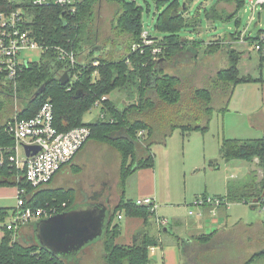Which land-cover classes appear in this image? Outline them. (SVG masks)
<instances>
[{
    "label": "trees",
    "instance_id": "trees-1",
    "mask_svg": "<svg viewBox=\"0 0 264 264\" xmlns=\"http://www.w3.org/2000/svg\"><path fill=\"white\" fill-rule=\"evenodd\" d=\"M108 1L117 5L111 28L112 36L106 41L111 50H105L103 45L97 44L98 28L94 21L101 0H80L74 12L55 5L35 6L24 3L21 6L24 27L31 30L44 50L38 60H32L22 66L14 81L8 80L7 89L2 83L6 78L0 74V145L8 147L14 144L12 136L6 131L9 121L14 117L22 119L34 116L48 100L52 104L54 125L59 131L87 126L90 135L83 145L93 140L107 144L119 153L118 188L122 190L131 173L140 168L153 166L151 145L165 144L167 136L175 129H180L183 133L207 129L213 110L214 91H221L229 100L237 84L258 81L260 78L240 75L238 63L242 55L232 49L228 54V66L219 69L210 77L207 86L194 88L183 94L177 67L183 65L181 58L187 52L194 54L195 50L197 52L198 48L189 44V41L192 44L201 42L181 36L183 30L194 28V23L191 25L185 17V6H181L179 0H155L158 11L155 29L163 36L158 38L147 31L148 37L153 41L152 44L146 45L142 43L141 36L145 30L142 19L143 7L136 0ZM227 1L235 3L232 11L219 10L212 6L205 12L206 19L227 21L235 17L244 0ZM18 6L0 0V13L16 11ZM192 17L196 21V18ZM195 24H198V19ZM263 32L259 30L254 37H250L244 34L241 36V32L236 31L229 36L238 44L241 38L240 43L248 42L252 45L259 40ZM217 42L210 40L207 49L213 51L220 47ZM134 44L141 45L133 49ZM57 45L73 52L76 60L74 64L69 62L67 64L57 58L55 51ZM155 49L159 51L155 52ZM95 50L97 52H94ZM259 55L261 67L264 63V54L259 52ZM65 72L69 79L62 84L60 77ZM114 90H124L130 102L118 107L109 98ZM37 92L40 93L36 94ZM9 96L18 98L21 104V108L13 115H7L5 112ZM93 106H100L99 118L84 122V114ZM144 131L146 137L143 139L138 134ZM219 154L225 161L242 159L253 162L257 159L256 164L261 168L262 176L259 180L253 176L250 181L252 186H233L229 183L225 195L209 196L225 199L228 203L243 202L252 206L259 204L263 210L264 230V137L252 139L223 137ZM8 155L6 154L3 164H0V185L12 184L24 188L27 194L25 208L55 207L58 213L76 203L73 197L74 188L50 186L54 175L64 165L47 184L32 187L26 182L24 172L11 165ZM248 187H255L253 191L258 195L248 192L251 190ZM101 201H104V198ZM110 211L107 230L100 239L103 245V264H151L150 247L164 241L161 243L158 235L147 229L134 234L130 244L117 243L116 238L121 230L120 223L114 222V218L117 216V219H120L118 215L122 218L124 214L140 218L145 225L151 227L150 219L154 216L153 213L147 207L137 205L135 200L124 197V194L120 195L115 206H110ZM0 219L3 221L2 216ZM6 222L3 221L5 232L0 241V264H68L66 259L54 256L49 250L32 241L28 233L18 230L13 234L7 230ZM175 236L174 239L179 243L181 238ZM210 238L211 234H200L195 237L199 242H206ZM252 259L254 260V256L246 264H250ZM184 264L190 262L184 260Z\"/></svg>",
    "mask_w": 264,
    "mask_h": 264
},
{
    "label": "rangeland",
    "instance_id": "rangeland-1",
    "mask_svg": "<svg viewBox=\"0 0 264 264\" xmlns=\"http://www.w3.org/2000/svg\"><path fill=\"white\" fill-rule=\"evenodd\" d=\"M136 1L143 7L144 29L153 36L161 38L162 33L155 29L158 12L155 0ZM179 2L181 6L186 8L185 17L188 23H194L193 27L195 28L183 30L181 36L190 40L201 41L194 44L189 41V44L198 48L197 52L196 50L195 54L187 52L181 58L183 65L177 67L179 68L178 75L181 79L180 88L183 94L194 88L207 86L210 77L214 76L219 69L228 66V54L232 49L239 51L242 55L238 63L240 75H250L252 77L261 75L264 79V63L261 67L259 66V52L252 50V45L248 42L240 43L241 38H239L238 44L229 36L236 31H240L241 36L244 34L254 37L259 30L264 31V3L253 7L249 0H244L236 16L224 21L220 19L207 20L205 12L209 11L212 6L219 10L232 11L235 7L234 2L227 0H179ZM147 6H149V9H147ZM116 10L117 5L114 2L101 0L95 15L94 23L98 28L97 44L103 45L105 50H111L106 41L112 36L111 28ZM191 16H194L196 21ZM197 19L198 24H195ZM210 40L212 42L219 40L217 43L220 47L213 51L207 49V43ZM22 56L32 60L40 58L37 49L23 50ZM2 83L5 85L4 88L7 89L8 79L3 80ZM261 86V82L255 81L239 83L234 87L229 100L221 91H214L212 98L213 110L205 131L193 130L183 133L180 129H175L171 135L167 136L165 144L154 143L151 145L150 150L154 156L152 170L154 171L156 189V210L164 204V201L169 200L173 208V214L170 217L165 216L169 223L176 217L193 219L195 215L189 216L188 210L196 209L193 202L196 197L203 195L205 189L209 193H217L223 189L225 182L233 186L243 187V185H253L250 182L253 176L257 177L258 180L261 178L262 170L257 167V159H254L253 162L242 159L225 161L219 154V146L223 137H259L261 135L251 129L250 125H247L250 121L252 123L255 121L252 119L254 115H248V113L260 104L262 98ZM126 94L124 90H114L109 98L118 107H123L130 102ZM20 108L19 99L9 96L5 109L7 115H13ZM223 108L226 109L223 110ZM99 113L100 106H93L90 111L84 114V122L97 120ZM142 133L138 135L144 139L146 132L144 131L143 135ZM17 155L20 158L24 155L21 146L17 148ZM119 162V153L114 148L107 144L89 140L73 160L65 164L54 175L50 186L74 188L73 197H75L76 202L82 199L83 203L95 202L104 197L105 200L110 199V205L112 204L114 187L118 182ZM133 181L134 177H129L125 185L126 198L133 197V194L129 193ZM2 186L6 188V191H3L6 196L0 200V206L5 205L8 207V216L12 217L17 205L16 190L18 187L12 184ZM248 188L251 189L248 192L258 195L256 191H253L255 187ZM228 206L231 208L229 215L234 222L241 220L243 223L254 222L256 228L261 226L263 210L259 204L252 206L250 203H230ZM130 219L122 214V219L119 220L116 216L114 222L120 223L123 227ZM147 228L150 229V226H147ZM138 231H140L139 228L136 229L135 233ZM24 232L28 233L32 241L36 242L32 227ZM128 235V233L122 231L118 242L126 243L130 237ZM71 260L75 261L74 264H103L102 241L98 239L89 243ZM251 264H264V256L255 259Z\"/></svg>",
    "mask_w": 264,
    "mask_h": 264
},
{
    "label": "built area",
    "instance_id": "built-area-1",
    "mask_svg": "<svg viewBox=\"0 0 264 264\" xmlns=\"http://www.w3.org/2000/svg\"><path fill=\"white\" fill-rule=\"evenodd\" d=\"M11 4H18L16 11L8 14L0 13V74L6 79L14 81L18 76L22 66L32 61L31 58L22 56L23 50L37 49L39 54L44 50L42 44L32 35L29 28L25 26L22 5L29 3L35 6H58L69 12H74L80 0H6ZM253 7L263 4L264 0H249ZM143 44H152V39L148 37V32L144 30L141 34ZM141 44H134L133 49ZM252 50L264 54V32L260 34L259 40L252 44ZM57 58L68 64L75 63L73 52H69L61 45L55 46ZM155 52L159 49H155ZM6 131L14 140L12 146L0 145V164H3L6 154L12 166L24 172L26 182L32 187L47 184L61 166L69 162L77 153L79 148L90 135L87 126H78L68 131H59L54 125V115L52 104L47 100L38 112L29 118L18 119L14 117L6 126ZM38 146L39 150L33 155H26L25 146ZM21 146L24 155L20 158L17 155V148ZM19 178V177H17ZM18 180V179H17ZM17 205L10 221L5 227L16 234V231L31 221L56 214V208L50 207L32 209L24 207V188H18ZM135 203L147 207L153 213L156 223L167 224V219L156 214L157 205L151 196H142L135 199ZM221 204H227L225 199L202 195L196 197L193 206L195 210H188L190 215H201L205 208L211 214H215L216 208ZM118 218H121L118 215ZM153 250V248H151Z\"/></svg>",
    "mask_w": 264,
    "mask_h": 264
},
{
    "label": "crops",
    "instance_id": "crops-1",
    "mask_svg": "<svg viewBox=\"0 0 264 264\" xmlns=\"http://www.w3.org/2000/svg\"><path fill=\"white\" fill-rule=\"evenodd\" d=\"M259 78L260 80L255 82H261L262 98L260 104L257 107L251 109V112L248 113V115H254L252 119L255 121L253 123L250 121V123L247 125H250V127H252L251 129L258 132V134H261L259 137H264V79L261 75ZM259 137L249 136L239 137L238 139H252ZM77 153H79V151ZM152 168L153 166L137 169L127 177L125 185L129 177H134V181L132 182V186L129 190V193L133 194V197L130 199L135 200L138 197L151 196L156 201L154 171ZM228 184L225 182L223 189L217 193H209L207 192V189H205L203 194L225 195L227 193ZM125 185L124 188L120 190L118 188V182L116 183L114 187L112 204L109 206H115L119 201L121 194H124V197H126ZM3 191H6V188L0 185V200L6 196V193H3ZM17 191L18 189L16 192ZM103 198H100L99 201H101ZM82 200L76 203H83ZM163 203V205H161L160 208L156 210V214L164 218L170 217V215L173 214L172 203L169 202V200L164 201ZM230 203L238 204L243 202ZM230 203L227 202V204H221L218 206L216 208L215 214H211L208 210H204L201 215H195L193 219L189 217H184V219L181 217H176L173 218L170 223L167 222L166 225L161 226L156 223L154 216H151L150 232L158 235L161 243L164 241L162 244L153 246V250H150L151 264H184V260H187L190 262V264H246L247 261L252 258V256H254V260L264 256V231L262 228V222L261 226L257 228L254 227L256 226L254 222L243 223L241 220L234 222L232 217L229 215V210H231V208L228 206V204ZM8 210V207L5 205L0 206V217L2 216L3 221L11 220V217L8 216ZM129 218H131L130 221L124 224L123 227L120 225V230L121 232L123 231L130 235L128 238L129 240H126L131 243L134 234L137 233H135L136 229L139 228L140 230L142 229L147 231L148 228L145 226V223L142 219L134 217ZM121 219L122 218L119 220ZM3 221L0 219V241L5 232L3 229ZM32 222L33 221L23 226V228H21L19 231L24 232L28 230L30 227H32ZM162 228L163 231H161ZM167 230H169L168 233ZM200 234H211V238L206 242H199V240L197 241L195 237ZM175 235L181 238L179 243H177L176 239H174L176 238ZM118 238L119 236L116 238V242L120 243L118 242ZM128 241L121 244H130L127 243ZM74 262V260H70L68 261V264H74Z\"/></svg>",
    "mask_w": 264,
    "mask_h": 264
},
{
    "label": "water",
    "instance_id": "water-1",
    "mask_svg": "<svg viewBox=\"0 0 264 264\" xmlns=\"http://www.w3.org/2000/svg\"><path fill=\"white\" fill-rule=\"evenodd\" d=\"M68 79L67 72L60 77L62 84ZM38 150V146H25L27 156ZM108 203L109 199L75 203L66 210L35 220L32 229L36 242L54 256L70 261L86 245L105 235L111 217Z\"/></svg>",
    "mask_w": 264,
    "mask_h": 264
}]
</instances>
